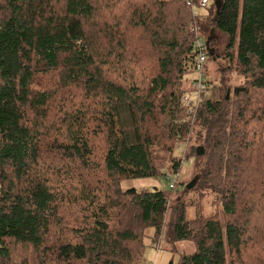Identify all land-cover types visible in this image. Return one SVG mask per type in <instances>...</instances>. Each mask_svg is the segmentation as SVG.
Returning <instances> with one entry per match:
<instances>
[{
    "label": "trees",
    "instance_id": "trees-1",
    "mask_svg": "<svg viewBox=\"0 0 264 264\" xmlns=\"http://www.w3.org/2000/svg\"><path fill=\"white\" fill-rule=\"evenodd\" d=\"M187 1L0 0V264H138L147 231L193 244L178 264H264V0Z\"/></svg>",
    "mask_w": 264,
    "mask_h": 264
},
{
    "label": "rangeland",
    "instance_id": "rangeland-1",
    "mask_svg": "<svg viewBox=\"0 0 264 264\" xmlns=\"http://www.w3.org/2000/svg\"><path fill=\"white\" fill-rule=\"evenodd\" d=\"M194 10L197 8L194 7ZM201 14L208 15V9L202 10ZM213 33V41L208 45L210 49L217 50V52L222 53L225 45H226V37L217 31ZM207 78L212 80L213 82H217L221 79V76L218 72L216 63L209 61L206 65ZM197 73L192 72L187 76L188 81L191 83L192 81L197 80ZM193 83V82H192ZM218 83V82H217ZM215 86V85H214ZM211 90V97L218 98L217 91ZM190 99H194L196 96V92L191 90L189 95H187ZM206 95L202 94V98H206ZM208 98V97H207ZM175 156L182 157V149L180 147H176ZM192 159H188L182 163L181 170L177 175L176 181L178 182V188H181V184H188L192 180ZM173 175H168L167 178H148V179H133L122 181L120 187L122 190L134 189L137 192L140 191H152V190H160V191H168V186L170 184V177ZM175 177V176H173ZM186 183V184H185ZM172 197L175 196V190L171 192ZM193 196V197H192ZM196 198L197 194H188V198ZM174 199V198H172ZM213 211H215V206L212 198H210L207 203L204 205L202 210L203 216L210 215ZM194 214L192 209L187 210L188 219L193 218ZM146 237L143 242L146 246L142 258L140 259L138 264H178L179 258L181 254H191L194 251L193 244L191 242H178L174 245H170L167 243L164 237H160L157 243H153L150 237L149 231L146 233Z\"/></svg>",
    "mask_w": 264,
    "mask_h": 264
},
{
    "label": "built area",
    "instance_id": "built-area-1",
    "mask_svg": "<svg viewBox=\"0 0 264 264\" xmlns=\"http://www.w3.org/2000/svg\"><path fill=\"white\" fill-rule=\"evenodd\" d=\"M187 4L189 6L192 5L190 0L187 1ZM206 5H207V0H200L198 3L199 8H205ZM194 47H195L196 51L198 52L196 60H195V66H194L195 72L197 73L198 77H197V80L194 84V89L196 90L197 94L199 95L200 92L204 91V86L201 83L200 78H201V69L206 62V58H207L206 54L208 51V47L202 40H196ZM183 100L187 101V98L184 97ZM170 187H172V185H170Z\"/></svg>",
    "mask_w": 264,
    "mask_h": 264
},
{
    "label": "water",
    "instance_id": "water-1",
    "mask_svg": "<svg viewBox=\"0 0 264 264\" xmlns=\"http://www.w3.org/2000/svg\"><path fill=\"white\" fill-rule=\"evenodd\" d=\"M214 5H215V8H216V13H215V15H214L213 21H215L216 18H217V14H218V9H219V5H220V3H219L218 1H214ZM206 45H207V47H208L209 43L207 42ZM212 52H213V50L210 49V48L208 47V53H209V55H211ZM197 180H198V176H195V177H194V178H193V179H192V180H191V181L185 186V189H186V190H191V189L196 185Z\"/></svg>",
    "mask_w": 264,
    "mask_h": 264
}]
</instances>
